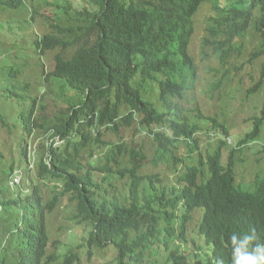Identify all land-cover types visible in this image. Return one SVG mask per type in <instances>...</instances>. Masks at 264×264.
<instances>
[{"label": "trees", "instance_id": "16d2710c", "mask_svg": "<svg viewBox=\"0 0 264 264\" xmlns=\"http://www.w3.org/2000/svg\"><path fill=\"white\" fill-rule=\"evenodd\" d=\"M50 5L55 12L44 21L48 31L29 44L42 55L57 50L45 80H56L67 108L47 125L39 114L43 104L25 94L29 86L20 80L25 106L17 124L0 108V123L18 146V156L13 147L8 155L3 150L9 147L0 146V264H78L87 246L90 255L93 247L113 246L117 264H167L158 258L162 249L170 251L175 240L187 241L196 212V234L209 252L194 255L195 264H232L233 232H254L253 244L264 243V158H257L259 172L248 183H239L235 173L237 160L247 162L244 149L261 139L264 116L250 117L251 126L239 133L227 120L219 122L201 109L196 119L189 117L194 110L183 104L198 79L190 45L195 16L204 5L217 14L203 46L218 56L216 72L223 74L210 87V96L229 75L227 62L237 59L248 34L259 39L251 59L261 60L262 77L247 95L258 92L264 79V0H54ZM6 7H13L12 0H0V13ZM11 21L0 23L7 42L8 32L20 33ZM5 76L0 73L1 85ZM68 90L74 93L67 96ZM206 120L213 124L201 125ZM137 124L152 137L151 159L144 144L103 137L104 128L119 132ZM17 128L21 131L15 136ZM204 130L220 138L208 140L212 148L196 160L194 147ZM37 132L45 139L38 177L27 174V188L14 185L18 167L31 170L29 141ZM58 139L61 146L55 144ZM183 144L188 146L186 158L178 154ZM258 150L264 152V145ZM149 163L173 164L176 181L163 179L160 171L141 174ZM115 179L127 180V189L109 197ZM43 182H54L51 197L41 190ZM66 197L76 205L71 219L85 225L88 234L65 251H50L48 216ZM172 264H178L177 258Z\"/></svg>", "mask_w": 264, "mask_h": 264}, {"label": "rangeland", "instance_id": "374dc122", "mask_svg": "<svg viewBox=\"0 0 264 264\" xmlns=\"http://www.w3.org/2000/svg\"><path fill=\"white\" fill-rule=\"evenodd\" d=\"M47 8V7H45ZM46 14L53 15L50 8H47ZM216 11L210 5H204L201 7L200 11L195 16V32L190 45L191 53L194 56L197 67H198V79L196 80L195 90L188 95L189 98L186 99L190 107L197 105L203 110V112L210 115H219L221 121H228V126H232V130L237 129L239 133L245 128H247L248 121L252 116H264L261 112L264 104V79L263 85L258 89V92L253 94V96H248V89L259 82L262 77L261 60L251 59V53L259 43L258 37L248 34L244 40V48L236 56L237 59H230L227 62V68L229 67L230 73L221 80L220 89L216 92L220 94L217 97H211L209 94V89L212 84L219 82V77L222 73H217L216 69L219 68L220 63L218 56L209 48H205V37L207 35V30L209 23L213 21V17L216 16ZM13 19L11 28L18 31L24 28L23 19L29 18L26 14H15L7 12L6 14L0 15V21L6 19ZM22 19V20H21ZM7 29H4V32ZM48 31L46 24L44 23V18L42 16H36L32 19L29 25L20 33L9 34L8 42L5 41L4 33H0V73H5L6 76L3 78V85L0 83V95L4 94L5 98L0 97V108L3 106L6 113L10 119L17 124V119L19 116V111L25 106L23 103L24 93L21 91V85L19 80L24 86H29V89L25 91V94H31L39 98V101L43 104L39 109V114H44V120L47 125L55 123V119L61 115L67 108V99L65 96L60 95V89L57 85L56 80L50 79L45 80V73L54 69L55 65V53L57 50H53L50 53L41 54L35 51L34 47L29 45V39H35L38 36H42ZM6 33V32H5ZM2 37L5 39H2ZM1 59H4L3 61ZM220 59V58H219ZM221 61V59H220ZM222 63V62H221ZM239 66V70H238ZM6 67V68H5ZM238 72V73H237ZM11 74L17 75V78H12ZM220 74V75H218ZM244 79L243 83L240 82ZM73 90L67 91V96L73 94ZM23 97L21 98V95ZM223 96L229 98V104L227 106L223 105ZM193 99V100H191ZM26 103V101H25ZM13 109L14 113H11ZM213 122H201V125L208 126L212 125ZM264 124V120H263ZM103 133V137L108 142L126 141L133 142L136 144H144L145 150L148 153V158H152L155 148L152 146V138L149 136L147 131H141L138 124L133 126H123L119 132H114L109 129ZM21 131V128L14 130L15 136ZM210 132L211 130H207ZM200 140V147L206 149V143L211 140L213 143L217 142L220 135L215 131L211 132V136H207L205 132H200L198 134ZM15 141L10 133L2 127L0 123V146L4 147L3 150L6 154L10 155V147H13L15 156H18L17 144L12 143ZM44 134L38 133L33 135L29 141L30 149V171H26L25 167H18L15 171V175L12 179L14 185L23 186L26 184L25 177L27 174L30 177H38V165L37 163L40 148L44 143ZM229 143H233V139H228ZM12 143V144H11ZM60 139L56 141L55 144L61 146ZM11 144V145H10ZM264 145V126H262V137L257 143H253L249 148L244 149L243 156L247 155V162L238 167V178L245 179L244 176L247 175L246 180L249 179L251 174V166L257 164L256 159L262 158L264 152H258L257 148ZM188 150V146L183 144L181 146V154ZM225 151H228L224 148ZM246 152V154H245ZM257 152V153H256ZM261 153V154H258ZM35 155V156H34ZM249 165V166H248ZM173 164L168 168L165 165L152 167L149 163L145 168L141 170V174L153 173L160 171L163 173V179L175 180L171 168ZM248 166V167H247ZM101 176V175H100ZM114 187L109 197L112 194L117 196L123 195L127 189V180L115 179ZM53 183L50 182L47 186L46 184L40 183V188L43 193L49 197L52 196ZM116 192V193H115ZM76 205L70 202L68 198H64L62 202L58 204L55 212L48 216V227L51 236V246L50 251H54L57 248L63 247V251L72 244H78L83 241L84 236H87V227L85 225H78L76 221L71 219L73 211H75ZM197 222H199V213L196 212L194 215V220L189 224V228L186 232L187 241L181 242L175 240L172 243V248L170 251L162 249L163 254L159 255L161 262H167V264H172L174 258H177L178 264H195V256H206L209 252V248L205 247V243L200 237L197 236ZM54 240H59L57 243H53ZM211 247V246H210ZM82 250V249H81ZM90 248L84 247L83 251H80L81 262L78 264H117L116 257L117 251L113 246H108L105 249L94 248L92 249V254L89 252Z\"/></svg>", "mask_w": 264, "mask_h": 264}, {"label": "clouds", "instance_id": "9594fccd", "mask_svg": "<svg viewBox=\"0 0 264 264\" xmlns=\"http://www.w3.org/2000/svg\"><path fill=\"white\" fill-rule=\"evenodd\" d=\"M53 1L54 0H12L13 7H6L8 10H6L4 12L2 11V13H0V15L6 14L7 12H11L12 14L15 13V14H26V15H29V18H27L25 20L21 19L24 22V28H21V29L18 30L19 32H21L22 30H24L26 28V25H29V23L32 22V19H35L36 16H42L44 18V21H45L47 16H53L54 12H55V6L50 5V3L53 2ZM45 7L50 8L52 10V12H53V15L46 14L45 12H46L47 8H45ZM201 7H200V9H201ZM36 10H39V11H36ZM1 22H3V21H0V23ZM15 31L16 30H14V32ZM195 62H196V60H195ZM196 65H197V63H196ZM211 88H212V85H211ZM194 90L195 89H193V90H191L190 92L187 93V96H186L185 100H183V104H184V106L188 107L189 109L194 110L188 116L192 117L193 119H196L193 116L195 114H199L197 109H201V108H199L197 105H194V106L190 107L189 105L186 104V103H188L186 101V99L189 98L188 95L191 94ZM220 94H222V93H219V94L216 93L215 97L220 96ZM221 99L223 100V105L224 106L230 105L229 104L230 103L229 102V98L227 96H223ZM191 100H193V99H191ZM201 111H203V110L201 109ZM205 114H207V113H205ZM207 115L216 117L217 119H219V122H225L226 121V120L225 121H221L219 115L218 116L217 115H210V114H207ZM206 121L207 122H212L210 120H206ZM248 124L249 125L247 126V128L249 126H251L250 123H248ZM263 126H264V124H263ZM202 132H205V130L202 131ZM149 136H150V134H149ZM254 143H256V142H254ZM200 144L201 143H199L196 147H194V152L193 153H194V157H195L196 160L199 158L201 152H205V151L209 152L208 151V147L212 148V146H210L208 142L206 143V149L201 148ZM231 144H232V142H231ZM257 149H259V148H257ZM154 153H155V151H154ZM186 153H187V151L183 152L182 154H181V151H180V153L178 152V154H179V156L181 158H186L184 156V154H186ZM245 154H246V152H245ZM246 157H247V155H246ZM262 158H264V156ZM256 161H257V159H256ZM243 164H245V163H243L241 160H237L236 166H235V173H236V177H237L236 179H237V181L239 183H241V181H244L245 183H248L256 175V173L259 172L258 171L259 167L256 166L258 163L257 164H253L251 166V170L252 171H251V174L249 175V179L248 180H246L247 175L244 176L245 179L238 178L237 169H238L239 166H241ZM162 165H165V164H162ZM166 166L168 168L170 167L167 164H166ZM172 168H174V165L172 166ZM175 181H176V177H175ZM229 239H230V242H231V245H232V264H264V243L256 242V243L253 244V241L257 239L254 232H253L252 235H248V234L240 235L238 233L233 232L231 234V236L229 237ZM220 264H222V262H220Z\"/></svg>", "mask_w": 264, "mask_h": 264}]
</instances>
